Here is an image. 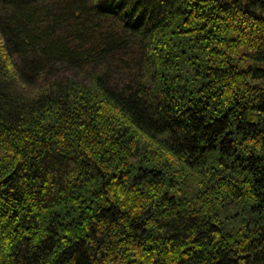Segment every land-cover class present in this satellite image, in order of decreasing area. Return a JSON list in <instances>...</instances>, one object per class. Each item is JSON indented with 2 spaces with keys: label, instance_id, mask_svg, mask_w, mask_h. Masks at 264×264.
<instances>
[{
  "label": "trees",
  "instance_id": "trees-1",
  "mask_svg": "<svg viewBox=\"0 0 264 264\" xmlns=\"http://www.w3.org/2000/svg\"><path fill=\"white\" fill-rule=\"evenodd\" d=\"M0 264H264V0H0Z\"/></svg>",
  "mask_w": 264,
  "mask_h": 264
},
{
  "label": "water",
  "instance_id": "water-1",
  "mask_svg": "<svg viewBox=\"0 0 264 264\" xmlns=\"http://www.w3.org/2000/svg\"><path fill=\"white\" fill-rule=\"evenodd\" d=\"M247 8H249V5L247 4Z\"/></svg>",
  "mask_w": 264,
  "mask_h": 264
}]
</instances>
